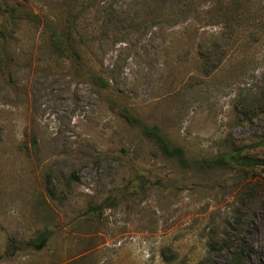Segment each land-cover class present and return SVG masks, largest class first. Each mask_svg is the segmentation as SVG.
Here are the masks:
<instances>
[{
	"label": "rangeland",
	"instance_id": "obj_1",
	"mask_svg": "<svg viewBox=\"0 0 264 264\" xmlns=\"http://www.w3.org/2000/svg\"><path fill=\"white\" fill-rule=\"evenodd\" d=\"M0 264H264V0H0Z\"/></svg>",
	"mask_w": 264,
	"mask_h": 264
},
{
	"label": "trees",
	"instance_id": "obj_2",
	"mask_svg": "<svg viewBox=\"0 0 264 264\" xmlns=\"http://www.w3.org/2000/svg\"><path fill=\"white\" fill-rule=\"evenodd\" d=\"M59 36L61 38V41L63 43H65L66 48L68 49V51L71 53L72 50V37L71 35L68 33H65V31H61L59 33ZM73 55V54H72ZM158 143L160 144L162 151L165 155L170 156V157H174L176 158L181 164H185V158H184V154L182 152L181 149L179 148H174V147H170L168 145V143L160 138L157 137L156 138ZM241 150L239 149H232L231 151L228 152H219L220 156L215 160V162L218 165H230L232 163H237L240 165H245V166H250V167H255L258 164L261 163V161L257 160V159H253V158H246L244 156H240V152ZM46 240L45 236H40L39 239H37L38 243L32 242V246L36 249L41 248L44 244ZM239 249H240V253L235 255V262L241 258L242 254H245V250H246V243H244V239L240 240V245H239Z\"/></svg>",
	"mask_w": 264,
	"mask_h": 264
}]
</instances>
